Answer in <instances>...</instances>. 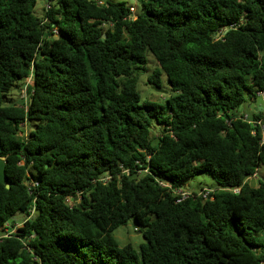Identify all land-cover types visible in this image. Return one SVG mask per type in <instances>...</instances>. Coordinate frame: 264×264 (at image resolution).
<instances>
[{
    "label": "trees",
    "instance_id": "1",
    "mask_svg": "<svg viewBox=\"0 0 264 264\" xmlns=\"http://www.w3.org/2000/svg\"><path fill=\"white\" fill-rule=\"evenodd\" d=\"M36 1L0 0V264H264V0Z\"/></svg>",
    "mask_w": 264,
    "mask_h": 264
},
{
    "label": "rangeland",
    "instance_id": "2",
    "mask_svg": "<svg viewBox=\"0 0 264 264\" xmlns=\"http://www.w3.org/2000/svg\"><path fill=\"white\" fill-rule=\"evenodd\" d=\"M129 5L132 6V10L135 12V10L139 11V5L136 0H124ZM46 5V0H37L36 4L33 8V14L37 16H41L44 12V7ZM149 58V64L146 67V71L142 72L140 75L137 76V89L140 94L141 100H150L158 103H165V98L168 95L169 92V86L167 84L165 76L162 77V80L160 82V86L158 87L161 89V91H158L152 87V84H149L147 82V76L152 72V69L155 67L154 58L152 55L148 56ZM31 83L30 79H27L25 81V84H19L16 88L13 87L11 91L9 92L10 98L12 99V102L19 103L20 100L24 97L25 93V85ZM262 99L257 98L256 103L254 101L250 103H244L241 105L238 109V113L243 115H248V117L252 114V112L255 110L254 107L257 106V108L261 107L262 105ZM262 125V131L264 132V118L261 121ZM264 174V169L260 165L256 170V177H252V180L250 181L252 185L257 184V179L261 178ZM182 188L187 190L188 192L197 191L199 187H206L209 189H214V182L206 173H197L193 177L187 179L186 181L182 182ZM18 219V225L21 224L22 217L16 216ZM138 226L135 225V223L132 220H129L125 225H121L117 228H115L112 231V236L116 239L118 244L124 245L126 243H130L132 245V248L136 252V254L139 256V246L144 242V238L142 237V234L139 230H137Z\"/></svg>",
    "mask_w": 264,
    "mask_h": 264
},
{
    "label": "built area",
    "instance_id": "3",
    "mask_svg": "<svg viewBox=\"0 0 264 264\" xmlns=\"http://www.w3.org/2000/svg\"><path fill=\"white\" fill-rule=\"evenodd\" d=\"M49 8V5L46 4L44 9L47 10ZM245 118H247V115H244ZM252 177H256V172L253 174ZM212 192V189H209V188H202L199 192H198V195L201 196L203 199H207L209 197V194ZM173 194L176 195L178 198L176 199V201H180L181 199H184L186 198L187 196H189V192L184 190V189H181V188H176V189H173ZM67 202L70 203V199L67 198L66 199ZM18 226V223L15 224L13 227L9 225V223H6L4 225V229H3V233H2V236L3 237H8L12 234V232L14 231V229Z\"/></svg>",
    "mask_w": 264,
    "mask_h": 264
},
{
    "label": "water",
    "instance_id": "4",
    "mask_svg": "<svg viewBox=\"0 0 264 264\" xmlns=\"http://www.w3.org/2000/svg\"><path fill=\"white\" fill-rule=\"evenodd\" d=\"M105 37V35H103V38ZM152 87L158 91H161V89H159L157 86L152 85ZM255 102V101H254ZM259 109H262V107H259ZM4 160L2 158H0V183H4L5 187L8 188L9 184L5 182V172H4Z\"/></svg>",
    "mask_w": 264,
    "mask_h": 264
}]
</instances>
